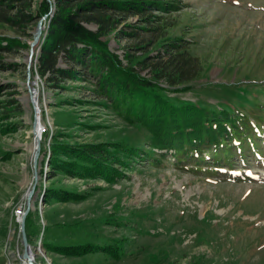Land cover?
Wrapping results in <instances>:
<instances>
[{"label":"rangeland","instance_id":"obj_1","mask_svg":"<svg viewBox=\"0 0 264 264\" xmlns=\"http://www.w3.org/2000/svg\"><path fill=\"white\" fill-rule=\"evenodd\" d=\"M181 2L175 17L205 69L167 95L232 108L258 96L264 109V0ZM55 9L56 0H34L28 35L0 23V36L19 42L0 62V264L27 262L22 221L35 264H264V137L261 151L228 163L178 164L102 97L98 78L38 73ZM141 25L132 16L100 36L124 66L141 60L128 57ZM60 66L81 69L64 58ZM35 80L40 105L30 99Z\"/></svg>","mask_w":264,"mask_h":264},{"label":"trees","instance_id":"obj_2","mask_svg":"<svg viewBox=\"0 0 264 264\" xmlns=\"http://www.w3.org/2000/svg\"><path fill=\"white\" fill-rule=\"evenodd\" d=\"M33 1L0 0V23L28 35L29 24L39 17L36 19L31 10ZM41 8L44 14L50 5ZM183 8L181 0H56L38 73L53 81L56 75L98 78L102 97L133 123L148 127L154 139L152 145L172 149L178 164L228 163L237 152L258 153L261 147L256 141L264 137L260 124L264 109L258 96L247 105L232 108L167 95L195 85L205 69L202 60L190 53L188 31L180 28L175 17ZM132 16H139L144 24L132 32V44L128 46L131 62L141 58L137 68L124 66L100 40L117 23ZM85 23L97 24L98 29L91 30ZM4 40L7 45L2 44ZM18 45L16 38L0 36V62ZM61 58L81 69L61 68ZM143 70L146 75H142ZM118 160L127 161L121 157Z\"/></svg>","mask_w":264,"mask_h":264},{"label":"water","instance_id":"obj_3","mask_svg":"<svg viewBox=\"0 0 264 264\" xmlns=\"http://www.w3.org/2000/svg\"><path fill=\"white\" fill-rule=\"evenodd\" d=\"M42 29H43V26H42V22H40L38 28H37V31L34 35V40L33 42H31V55L29 56V59H28V68L30 67L31 65V62H32V57L35 53V50L38 49L39 47V44H40V37H41V34H42ZM40 50L42 52V44L40 46ZM39 60V58H38ZM35 129H36V122H35ZM39 138V136H37ZM22 238H23V243L25 245V254H24V257L29 259V264H35L33 260L30 259V254H29V244H28V241H27V234H26V231H25V223L24 221H22Z\"/></svg>","mask_w":264,"mask_h":264},{"label":"bare ground","instance_id":"obj_4","mask_svg":"<svg viewBox=\"0 0 264 264\" xmlns=\"http://www.w3.org/2000/svg\"><path fill=\"white\" fill-rule=\"evenodd\" d=\"M39 81L38 80H35L33 83H32V94H31V98L34 102L35 105H40V93H39ZM41 113L37 114V123H36V129H35V133L37 134L38 131L41 132V129H42V119H41ZM41 127V128H40ZM38 136V135H37ZM37 144V141L35 140V144L34 146L32 145L31 149H35V145ZM29 254H30V259L34 261V249L30 248L29 250ZM27 262H25L24 264H29V259H26Z\"/></svg>","mask_w":264,"mask_h":264}]
</instances>
